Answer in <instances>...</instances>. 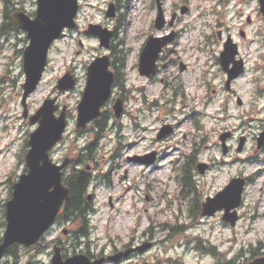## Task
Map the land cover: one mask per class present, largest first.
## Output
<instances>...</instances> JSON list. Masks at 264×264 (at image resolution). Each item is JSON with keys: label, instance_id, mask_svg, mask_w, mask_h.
Segmentation results:
<instances>
[{"label": "rangeland", "instance_id": "rangeland-1", "mask_svg": "<svg viewBox=\"0 0 264 264\" xmlns=\"http://www.w3.org/2000/svg\"><path fill=\"white\" fill-rule=\"evenodd\" d=\"M109 2L117 5L113 19L105 15ZM185 5L187 11L181 13ZM15 6L31 15L36 9L35 0H18ZM163 9L166 19L177 14L172 26L176 35L161 51L156 74L148 79L137 69L143 43L149 35L171 32L168 25L161 30L153 27L154 0L80 1V28L94 21L112 29V43H123L125 52V81L115 85L104 107L111 110L113 100L121 97L123 112L119 118L112 114L96 141L89 125L82 132L75 127L76 105L85 85L86 65L109 51L99 46L96 36L80 30H67L52 44L42 79L26 104L32 113L44 98L55 97L68 109L67 128L51 152L54 162L77 157L81 148L94 141L92 160L87 163L94 174L89 186L94 208L89 217L91 231L88 238L72 243L68 235L73 225L56 221L44 236L48 246L41 252L19 247L18 257L5 255V260L51 264L54 242L50 240H61L71 254L84 249L93 233L94 250L107 253L129 242L151 244L120 264H214L213 254L195 247L198 241L205 248L212 245L222 257L236 259L247 257L251 247L264 242V146L256 147L264 119V21L259 1L164 0ZM228 37L236 43L235 58L242 61L244 70L226 88L219 53ZM26 44L22 31L0 37V237L5 203L13 182L25 171L26 140L34 128L22 115ZM180 62L186 64L184 70ZM68 70L75 74L76 86L59 94L57 80ZM167 124L172 131L157 139L159 128ZM222 134H227L225 152ZM151 152L155 158L150 164L132 159ZM186 160L195 189L182 196L178 169ZM199 163L207 164L203 173L198 172ZM233 177L246 179L236 224L224 222L221 211L201 216V203ZM192 206L194 216L188 212ZM63 228L68 234L62 233Z\"/></svg>", "mask_w": 264, "mask_h": 264}, {"label": "water", "instance_id": "water-1", "mask_svg": "<svg viewBox=\"0 0 264 264\" xmlns=\"http://www.w3.org/2000/svg\"><path fill=\"white\" fill-rule=\"evenodd\" d=\"M260 11L264 20V0H258ZM36 9L33 16L22 9H17L11 15L14 24L25 33L27 44L22 51V70L24 82L22 83L23 117H27L29 124L36 127L29 133L27 140L28 149L25 153L26 170L12 184L10 198L5 203V229L0 240V264H11L3 261L7 248L16 243L28 247L36 243L39 238L53 224L63 203L68 199V187L62 183V171L68 164L69 158L61 163L53 162L50 150L62 138L66 129V106L63 105L58 115L56 110L59 104L56 98H45L34 113L28 115L26 104L27 97L36 89L42 78L47 64V54L52 42L57 39L62 31L75 26L74 18L78 11V0H35ZM157 14L154 19V27L162 29L165 25L162 0H155ZM186 8L181 7V13ZM116 7L113 2L108 4L105 15L113 18ZM172 15L169 24L174 20ZM87 34H93L99 38L100 46L108 49L113 31L102 27L100 24H89L85 30ZM174 37V32L164 36L150 35L140 52L138 70L140 74L151 78L156 72V60L164 45ZM237 53L236 44L228 38L224 43V49L220 54V63L227 73L226 87L230 81L237 77L243 70L240 61H235ZM233 65L229 67V64ZM110 58L107 54L95 57L86 68V81L82 96L76 105V127L83 128L90 121L100 115L101 106L110 97L114 73L109 69ZM184 65H181V69ZM75 86V79L70 72L64 73L57 80L58 92H65ZM116 117L122 111V100L116 99L113 104ZM170 131L169 126H164L157 134L163 137ZM227 134L220 135L223 151L225 152V138ZM240 139L237 150L243 145ZM264 143V127L257 137L256 147L260 148ZM155 158V152L134 157L144 163H151ZM206 164L199 163L198 171L203 173ZM242 177L231 178L224 188L213 196L206 197L202 202L201 215H213L217 210H223L221 219L230 225H235L238 220L237 206L241 202V194L244 188ZM65 232V231H64ZM150 244L144 243L136 248H128L111 256L99 257L90 261L89 258L77 253L63 259L60 246H53L51 264H102L106 259L118 261L126 257L130 252L138 250L143 252ZM264 258L254 259L251 263L261 264ZM24 264H33L29 260Z\"/></svg>", "mask_w": 264, "mask_h": 264}, {"label": "trees", "instance_id": "trees-1", "mask_svg": "<svg viewBox=\"0 0 264 264\" xmlns=\"http://www.w3.org/2000/svg\"><path fill=\"white\" fill-rule=\"evenodd\" d=\"M17 2L18 0H0V37H6L13 32H20L11 19V14L13 10L16 9L15 4ZM122 45L123 43L118 44V46L116 44L112 45V65L115 70L116 84H122L125 81V52ZM116 46L120 47L116 48ZM95 123V127L92 126L91 128L94 131L96 141L103 136V131L107 128V114L103 113ZM92 149H94V141L80 149L85 150V152H79L77 157L72 159L70 169L63 176V183L68 187V199L65 201L63 209L58 214L56 220L58 222L66 221L73 225L71 232L73 241H76L78 238L88 237L90 232L88 215L93 211V206L90 202H86L85 194L93 177L92 172L86 169L87 163L92 160V156H90ZM188 167L189 162L186 161L179 168L178 181L182 186L181 194L183 196L186 195V193L191 192L193 187L190 183L191 180ZM188 210L190 216H194V206L190 207ZM42 241H44V237H42L40 242L34 245L33 248L36 252H41L48 245L45 241V244H43ZM208 251L213 254L215 253L212 245H210ZM18 252L19 245L12 244L5 254L18 257ZM248 253L249 255L243 259L237 257V259L222 258L219 260L221 261V264H248V259L254 258L257 255L264 256V242L259 241L257 245L251 247ZM13 264H16V262Z\"/></svg>", "mask_w": 264, "mask_h": 264}, {"label": "flooded vegetation", "instance_id": "flooded-vegetation-1", "mask_svg": "<svg viewBox=\"0 0 264 264\" xmlns=\"http://www.w3.org/2000/svg\"><path fill=\"white\" fill-rule=\"evenodd\" d=\"M78 30H79V27L77 26L73 31H78ZM81 32H83V29H82ZM185 68H186V66H184V69ZM89 201L90 202L93 201L92 195H91V198L90 199H88V197L86 196V202H89ZM58 243L60 244L61 253H62L63 258H66V257H68V256H70V255H72L74 253H76V254L77 253H82V254L86 255L89 258L90 261H94L95 258H98V257H101V256H108V255H110V254H112L114 252H117L118 250H122V248L121 249H118V250L113 249L110 253H107L104 249H101L100 251L97 250V249L94 250V233H93L92 237L90 238V241L88 240L84 244L85 245V248L84 249H81L80 251H73V253H71V254H69V253H67L65 251L64 244L61 242V240ZM82 243H84V241H82ZM80 245H82V244H80ZM136 245H137V243L130 242L129 245L126 246V247H131V246H134L135 247ZM126 247H124V248H126ZM136 255H138V253L137 252H133V253L130 254V257L136 256ZM129 258H127V259H129ZM127 259L122 260V261H119L117 263H113V264H120L123 261H126ZM214 264H221V262L220 261L219 262L216 261V262H214Z\"/></svg>", "mask_w": 264, "mask_h": 264}]
</instances>
